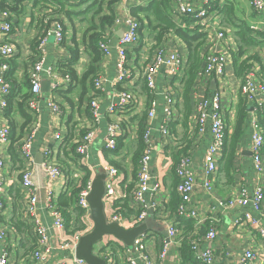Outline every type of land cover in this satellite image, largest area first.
Listing matches in <instances>:
<instances>
[{
  "label": "crops",
  "instance_id": "obj_1",
  "mask_svg": "<svg viewBox=\"0 0 264 264\" xmlns=\"http://www.w3.org/2000/svg\"><path fill=\"white\" fill-rule=\"evenodd\" d=\"M3 1L0 0V3ZM81 1L65 0L68 4L65 10L73 12L72 16L63 14L54 16L58 7L46 4L48 2L41 3L39 0H14L11 10L2 11V7H0V20H3V12H6L7 17L5 20L11 25V31L7 35L0 33V44H11L14 50V56L9 62V72L6 76L12 89L10 99L12 98L14 103L20 102L21 97L25 95L29 88L27 76L37 60L35 43L40 38L46 36L45 32L52 27L54 22H61L63 28L65 27L63 31L64 37L60 45L55 44L52 33L47 37L43 53L45 57L43 67L57 74H61L62 71H66V67H69L76 78L69 86L52 91L50 89L51 81L42 74L41 84L49 82V92L43 93L41 90V102L44 104V102L48 101V98L52 97L60 105L61 113L53 115L50 110L43 107L39 117L32 118L28 131L31 130L37 119L39 122L32 147V162H22L20 159L19 147L26 134L23 137L17 135L19 128L24 127L23 123L25 120L23 115H21L15 106L10 111V115H7V106L4 109L0 107V128L5 126L10 128L9 143L7 145L0 144V160L2 161L0 168V202L2 203V208L0 209V232H4L5 234L4 238L0 240V248L9 251V264H37L30 259V253H27L29 248L32 246L34 248L35 236L33 232V218L26 213L29 204L23 196L24 191L20 184L23 168L30 169L33 182L41 188L36 216L41 219L43 224L49 225L51 218L42 207L44 196L42 187L46 181L39 168L43 160L42 151L45 148H49L52 150L54 157L57 155L63 157L64 150L63 145L61 148V144H63L64 139L70 137L69 143L76 144L82 138V135L92 127L93 121L88 110V103L91 99H95L99 104L98 110L101 120L98 125L96 140L89 150L90 162L92 164H99L100 162H107L109 160V162L123 163L124 170L117 168L120 171L121 180L123 179V187L126 189L127 185H134L133 174H137L139 165L138 162L134 163L133 161V153L136 147H138L134 129H137V121L142 116H146L145 111L147 102L149 101L147 87L140 78L141 72L145 65L151 62L155 51L160 47L164 48L167 52L177 53L183 67L185 68L187 65L189 54L187 44L175 31H163V28L159 27L157 22H152L149 25V22L144 20L142 24L141 18L144 14L136 10L146 8L152 0H118L112 9L114 14L113 24L105 30L103 37H107L109 41L114 42L122 35L124 29V10L129 11L130 15L139 21L138 42L126 51L127 68L131 76L124 84L121 83L114 88L108 87L103 93L98 92L93 95V92H95L93 80L96 77L101 76L102 78L113 79L117 75L116 60L114 57L104 59L100 56V62L96 66L95 75L92 78L85 79V81L82 80L83 74L90 63L87 44L83 45V43L94 34L93 31L95 30L89 28L91 17L83 15L77 17L78 11L69 7L79 6ZM186 1L194 7L203 5V0ZM211 1L208 17L202 21L204 26H194V20L188 15H180L177 6L172 1L170 5V17L176 28L182 33L188 32L190 36H193L195 33L205 35L204 45L200 53L201 56L205 55L208 51H223L224 46L221 42H216L213 45H208L207 43L209 40L208 36L214 31H224L227 34V38H230L232 41L228 42L229 50L225 54L226 65L223 76L216 79L213 77L197 79L191 89L189 95L191 109L187 117L186 126L185 123L183 124L184 112L182 108L181 81H175V77L169 76L165 67L162 72L158 73L157 89L170 87L173 90L177 110L175 109L168 135L161 137V135L155 134L153 139L154 152L149 172L151 175L150 184L151 186H157V190L150 198L147 196V215L142 224H146L148 230L145 234V239L142 241V251L137 254L131 253L134 257L140 256L142 259L150 260L152 263L158 262L159 250L166 239L163 236L166 234V228L174 226L177 229V235L168 247L164 264H200L198 256L208 247L213 251L214 264H240V260L245 252H250L253 255L252 259L247 260L245 264H264V238L261 237L257 228L243 219V215L249 209L246 210L241 207L223 208L218 205L220 202L237 198L243 189L248 191L249 196H252L256 188H260L263 194L260 210L258 212H251V214L259 220V226L264 229V153L262 157V170L256 172L252 168L251 157L247 156L250 153V121L248 120L237 142L232 182L227 184L224 177L216 179V175L215 180L211 184V190L207 191L201 186L204 178L201 166L204 152L210 141V135L208 131L203 134L198 133L196 129L197 111L195 109L196 104L205 97L210 96L214 92H219L221 112L226 120V136L228 138L231 135L236 114L235 104L240 93V79L235 75L232 65L231 54L237 52V46L233 33L230 30L231 28L229 25H225L224 22L226 6H230L232 18L244 23L254 32L260 33H264V8L259 11L252 10L247 0ZM84 7L83 4L81 9H84ZM103 9H106V7L103 6ZM133 13L135 14L132 15ZM52 20L57 21L46 25L47 21ZM116 21L120 23L116 24ZM42 23L46 26L44 30L42 29ZM161 33L164 37L158 43L157 38ZM257 41L261 42L262 40L259 37ZM74 52H77L75 57H73ZM248 55L256 57L251 62V69L256 74L253 78L254 83L264 86V76L260 71L264 69V46L255 47ZM129 81H132V84H129ZM124 87L133 96V101L125 109L122 119L125 123V136H128L125 140L120 139L123 145L120 147L121 149L118 153L112 159L108 158L106 160L102 154L104 149L101 140L106 135V128L111 119L105 116V112L111 101L116 97L117 92ZM257 98L263 100L262 94L258 93ZM22 107L25 115L30 113L25 103ZM262 109L259 112V117L264 122V100ZM161 118L162 111L158 108L154 122L156 127L160 125ZM12 130H14L15 134L13 142ZM187 132L190 141L186 138ZM55 133L60 134L59 140L53 139ZM187 146L190 147L188 154L192 159V171L196 175L197 185L192 194L190 205L196 213V217L189 221L183 220L182 224H179L175 221V217L167 213L164 214L161 208L164 204L170 202L171 194L176 190L177 185L174 188V184L175 178L178 179V177L174 171V160L181 153L180 150ZM67 161L68 165H72L70 160ZM64 178H60L54 184L55 204L59 195L63 193ZM123 187L119 188L118 185V202L127 198ZM127 202L132 210L139 208L132 199H127ZM152 203L155 205L154 210L151 208ZM15 222L24 225L21 231L15 228ZM210 229L216 232V237L211 244L206 240V234ZM182 242L187 243L186 252L192 253L182 254ZM193 244H195V249L190 248ZM116 255L117 264H125L120 259L118 252ZM63 256L65 254L62 252H55L52 261H60ZM137 264H141V262L137 260Z\"/></svg>",
  "mask_w": 264,
  "mask_h": 264
},
{
  "label": "built area",
  "instance_id": "obj_2",
  "mask_svg": "<svg viewBox=\"0 0 264 264\" xmlns=\"http://www.w3.org/2000/svg\"><path fill=\"white\" fill-rule=\"evenodd\" d=\"M177 6L178 13L180 15H188L194 20V26H204L203 19L208 17V11L211 7V0H203V5L194 7L186 0H172ZM250 8L255 11H259L264 8V0H247ZM192 5V6H191ZM124 22L123 33L114 42L109 41L107 37H103L102 41L97 44L100 56L104 59L114 57L116 60L117 75L113 79L96 77L93 80V87L96 93H103L108 87H116L129 79L131 76L130 71L127 68V49L138 42V30L139 21L134 19L129 11L124 10ZM3 20H0V33L7 35L11 31V25L5 19L7 17L6 12H3ZM120 22L116 21V24ZM53 34V39L56 45H60L63 41L64 33L63 27L60 22H54L52 27L45 32V37L40 38L37 42L36 52L37 60L35 61L32 70L28 73L27 80L29 83L30 96L26 100L25 104L30 112L32 118L39 117L43 107L53 115L61 113L60 105L48 98V101L44 104L41 102V82L42 74L51 81L50 89L55 91L62 87L70 85L71 79L68 75L62 76L61 74L52 73L48 68L44 69V46L47 37ZM108 35V34H107ZM115 36V35H114ZM108 39V40H106ZM208 45H213L216 42H221L224 46L223 51L215 52L208 51L205 55L201 56L204 60L203 65L196 74L197 79H203L207 77L220 78L225 72L226 56L229 50L230 38H227V34L220 30L214 31L208 36ZM14 56L13 46L11 44H0V107L2 109L7 106V99L11 93V86L6 78L9 72V61ZM164 65L165 70L169 76L175 77V81H180L184 74V67L180 61L179 56L175 52H167L164 48H158L150 63L146 64L141 72L140 78L144 81L148 93L149 101L147 102L146 114V126L142 135L143 151L139 160L138 170L136 174V181L131 191V199L141 209L140 213L136 217H124L117 213L113 204L119 199V188L121 187V174L120 171L109 165L107 162H100L99 164H92L90 162L89 150L96 140V134L98 131V125L101 120V115L98 110V102L95 99H91L88 103V110L92 117V127L87 130L82 138L77 141V147L75 153L80 156L78 161H72L70 172L74 177L80 175V171L77 170L80 166L88 169L90 177L85 186L79 193L77 206L84 212V216L81 221L84 228L81 230L71 231L66 228L64 217L62 213L56 207L54 202V184L60 178H64L62 169L54 162V156L52 150L45 148L42 151L43 160L39 165L40 171L44 175L46 181L43 185V204L42 207L48 212L51 218L50 224L45 225L41 219L36 216V209L39 205V188L32 179V173L29 168H23L20 176V184L23 188V196L27 200L29 207L26 213L33 218V232L35 236L34 250L30 254V259L37 264H86L84 261L79 260L75 256L76 247L80 238L89 233L93 224L89 218V205L86 200L90 193L91 184L95 176L100 173L106 174L104 182L105 193L103 196L104 214L107 223H116L125 230H129L143 223L147 215V196L150 198L157 190V186H151V175L149 172L150 162L154 152L153 139L155 134L166 136L168 135V126L173 121L176 104L174 102V92L170 87H163L157 89L156 82L159 69ZM256 76L253 69L247 70L242 79H240V95L246 100V103L250 106L249 111V128L251 131L249 139V150L251 153V164L254 171L259 172L262 170V157H263V145L264 136L261 126L258 124L257 114L261 112L262 103L264 100V86L262 84H255L253 78ZM132 84V81H129ZM258 93L262 94L263 100L258 99ZM133 101V96L125 87L117 92L116 97L111 101L108 106L105 116L111 119L106 128V135L101 140L103 149L114 151L117 149V139H123L125 136V130L122 128L123 113L129 104ZM220 94L214 92L210 96L205 97L202 101L196 104V129L198 133L203 134L208 131L210 135L209 144L204 152L202 159L201 171L204 174V178L201 182L203 189L210 191L212 183L216 177L217 162L222 156V148L224 144L226 134V120L221 112ZM158 108L162 111L161 123L158 127L154 124L156 113ZM263 110V109H262ZM137 124V123H136ZM38 119L35 121L30 131L26 133L21 141L19 147L20 159L22 162H32V147L35 140L36 132L38 130ZM136 133V129H134ZM10 128L5 126L0 128V144L7 145L9 143ZM54 140L60 139V134L55 133ZM127 140V139H126ZM2 161L0 160V168ZM192 159L188 155H180L175 167V174L179 181L176 187V192L180 197V204L177 209V214L180 217L187 219H194L196 213L190 207L191 198L196 187V175L192 171ZM1 184V183H0ZM63 191L65 188V178L63 183ZM262 191L260 188H256L252 196L248 195V191L243 189L235 199H229L225 202H220L218 205L223 208L241 207L247 210L243 215V219L249 222L252 226L258 229L259 234L264 238V229L259 226V220L252 216L251 212H258L260 210V203L262 200ZM2 203L0 202V209ZM151 208L154 210L155 205L152 203ZM167 239H165L161 245L158 253V262L152 263L150 260L142 259L140 256H132L133 253H139L143 248V240L145 235L137 238L134 241L135 251L132 253L121 242L116 240L112 236H104L93 247V254L105 261V264H117L116 257H113L110 246L114 243L120 248L116 251L120 254V259L125 264H137V260L141 264H164V260L167 254L168 247L174 241L177 235V229L174 226H168L166 228ZM4 232H0V240L4 238ZM216 237V232L210 229L206 234V240L209 244ZM110 244V245H109ZM195 249V244L192 245ZM55 252H62L65 254L60 261H52ZM132 253V254H131ZM253 255L250 252H245L240 264H245L247 260L252 259ZM200 264H214V254L210 247L201 252L198 256ZM0 264H9V251L0 248Z\"/></svg>",
  "mask_w": 264,
  "mask_h": 264
},
{
  "label": "trees",
  "instance_id": "obj_3",
  "mask_svg": "<svg viewBox=\"0 0 264 264\" xmlns=\"http://www.w3.org/2000/svg\"><path fill=\"white\" fill-rule=\"evenodd\" d=\"M17 1V0H15ZM118 0H82L81 4L79 6H69L73 8L75 11H78L76 16L78 17L79 15H83L86 17H91V20L89 21L90 26L93 31V35L88 37L87 40L83 43V45L87 44V52L90 57V63L89 67L87 70L84 72L82 80L85 81L87 78H92L95 73H96V66L100 62V53L98 51V46L97 44L99 41L103 40V34L107 28H110L113 24L114 21V14H113V6ZM172 0H152L150 4L146 8H142L136 11H139L144 14V16L141 18L142 19V24L144 20H147L149 22L148 24H152V22H157L159 24V27L163 28V31H175V33L180 36L187 44L189 54H188V61L187 65L184 68V74L183 77H181V84H182V96H183V112H184V121L183 124L185 123V126L187 124V117L190 113V104H189V95L191 92V89L193 88L197 78L196 74L198 70L201 68L203 65L204 60L202 59L200 53L202 46L204 45V39L205 35L197 34L195 33L193 36H190V34L187 33H182L178 28H176L175 24L171 20L170 17V5H171ZM41 3H46L50 5H54L58 7L57 12L54 14V16H58L57 14H63V15H68L72 16L73 12H69L68 10H65L66 6L68 4L65 2V0H39ZM88 2V3H87ZM3 4V5H2ZM14 4V0H4L3 2L0 3V7H2V11L4 10H11L12 6ZM84 4V9H81V7ZM103 6L106 7V9H103ZM133 13L132 15H134ZM232 10L230 6H226L225 10V25H229L231 28L230 30L233 33V38L237 46V52L231 54L232 58V65L234 69L235 75L239 78L242 79L243 74L251 69L252 65L251 62L256 59L255 56H249L248 54L255 48V47H263L264 46V33L260 32H254L251 30L249 27H247L244 23L239 22L235 20L234 18L231 17ZM53 21L57 20H52V21H47L46 25L50 24ZM61 23V22H60ZM62 25V23H61ZM46 26L42 23V29L44 30ZM63 27V25H62ZM65 27L63 28L64 31ZM86 37V36H84ZM164 35L161 33L158 38L157 42H161L163 39ZM260 37L262 40L257 41V39ZM37 42L35 43V53H36V46ZM77 55V52L73 53V57ZM12 59H10L11 61ZM9 61V62H10ZM9 64V63H8ZM261 74L264 76V69H261ZM61 75H68L71 79V82H74L73 80H76V78L73 76L72 71L70 70L69 67H66V71H62ZM82 83V81L80 80ZM28 83V80H27ZM29 85V84H28ZM12 90V89H11ZM29 90V88H28ZM25 93L21 97L20 102H13V99L9 98L7 99V109H8V114L10 115V111L16 107L17 110L23 115L24 117V127L19 128V133L17 136L23 137L27 132L28 128L32 122V116L29 114L25 115L23 112V105L26 102V100L29 98V91ZM11 95V93H10ZM6 109V111H7ZM177 110V107H175ZM250 106L246 103V100L239 94L236 100L235 104V117H234V123H233V132L231 133L230 136H226L225 134V139H224V144L222 148V156L217 162V171L216 175L217 178H222L224 177L225 182L227 184H230L233 179V164L235 160V149L237 146V142L242 135V132L244 131L247 122L249 120L248 117V112H249ZM260 113L257 114L258 117V124L261 126L263 129V136H264V122L262 121L261 117H259ZM146 116H142L138 121H137V129H136V140L138 143V147H136V150L133 153V161L134 163L138 162L141 158L142 151H143V143H142V135L145 130L146 126ZM124 122L122 123V128H124ZM170 125L168 126V132L170 131ZM16 136V137H17ZM186 138L189 140V134L187 132ZM15 137L14 130H12V142L13 138ZM187 140V141H188ZM70 137H66L63 141V144H61V148L63 145V150H64V155L63 157L57 155L54 157V162L57 166H59L65 176V188L63 193H61L56 201V207L58 210L62 213V216L64 217L66 228L71 231H76V230H81L84 228V225L81 221V218L84 216V212L77 206V201L79 197L80 191L83 189L85 186L86 182L88 181L90 177V172L88 171L87 168L80 166L79 170L80 175L78 177H74L73 173L70 172L71 166L68 165V161H78L80 159V156H78L75 153V149L77 147V144H70ZM190 141V140H189ZM11 142V144H13ZM121 140L119 138L117 139V149L114 151H109V150H103L102 154L104 155L105 159L108 160L112 159L114 155L118 153V151L121 149L120 147L122 146ZM68 148V150H66ZM190 147L187 146L185 148H182L180 150V154L177 155V158L174 160V171L176 164L178 162L179 156L180 155H188ZM183 153V154H182ZM263 153H264V145H263ZM107 163L115 168H123L122 164L120 162L115 163L113 161L109 160ZM115 163V164H114ZM119 170V169H118ZM173 171V173H174ZM126 175V174H125ZM133 180L136 181V175L133 174ZM178 179L175 178V186L178 184ZM133 184H129L126 186V189L123 187V183L121 187L124 188V193L127 195V198H124L123 200H116L113 204L114 209L119 213L120 215L130 218V217H136L141 209L136 208L132 210L128 206L127 199H131V191L133 188ZM128 193V194H127ZM180 204V197L177 194L176 190L172 192L171 194V200L167 204H164L161 210L164 212V214H168L172 217H175V221L177 223L182 224V221H189L190 219L180 217L177 214V209ZM177 219V220H176ZM15 228L18 231H21L22 228L24 227L23 224L19 222L14 223ZM183 243V242H182ZM110 245V244H109ZM192 246H190L191 248ZM110 251L113 255V257H116V251L120 250V248L117 246V244H112L110 247ZM187 248V243H183L181 246V251L182 254L186 253H192V252H186ZM34 250L33 246L29 248L27 253H30Z\"/></svg>",
  "mask_w": 264,
  "mask_h": 264
},
{
  "label": "water",
  "instance_id": "obj_4",
  "mask_svg": "<svg viewBox=\"0 0 264 264\" xmlns=\"http://www.w3.org/2000/svg\"><path fill=\"white\" fill-rule=\"evenodd\" d=\"M164 65L161 66L159 72H162ZM49 82L41 84L43 93L49 92ZM251 157V153L247 154ZM106 174H97L92 181L90 193L86 200L89 205V218L93 224L92 230L83 235L76 247L75 256L77 259L84 261L86 264H105L103 259L96 257L93 254L94 245L99 242L104 236H112L121 242L131 252L135 251L134 241L145 235L147 225L140 224L129 230H125L116 223H107L104 214L103 196L105 193L104 182ZM167 239V235H163Z\"/></svg>",
  "mask_w": 264,
  "mask_h": 264
},
{
  "label": "rangeland",
  "instance_id": "obj_5",
  "mask_svg": "<svg viewBox=\"0 0 264 264\" xmlns=\"http://www.w3.org/2000/svg\"><path fill=\"white\" fill-rule=\"evenodd\" d=\"M263 130V129H262Z\"/></svg>",
  "mask_w": 264,
  "mask_h": 264
}]
</instances>
